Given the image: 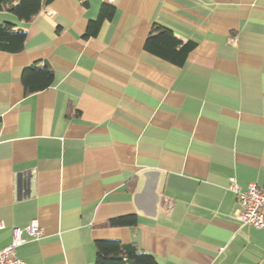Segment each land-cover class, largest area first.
<instances>
[{
    "label": "crops",
    "instance_id": "1",
    "mask_svg": "<svg viewBox=\"0 0 264 264\" xmlns=\"http://www.w3.org/2000/svg\"><path fill=\"white\" fill-rule=\"evenodd\" d=\"M0 19L27 31L0 51V248L37 218L28 264H95L106 238L160 264H264L231 189L264 188V0H53ZM155 22L197 41L183 66L145 49ZM45 64L54 83L27 94L25 68Z\"/></svg>",
    "mask_w": 264,
    "mask_h": 264
},
{
    "label": "trees",
    "instance_id": "2",
    "mask_svg": "<svg viewBox=\"0 0 264 264\" xmlns=\"http://www.w3.org/2000/svg\"><path fill=\"white\" fill-rule=\"evenodd\" d=\"M53 0H0V12L15 15L19 20H33L43 8ZM115 8L109 2H103L99 16L91 19L85 37L97 34L105 19H111ZM27 31L11 20L0 22V51L17 53L24 49ZM197 41L182 39L174 30L166 25L155 22L145 42V49L172 64L183 66L190 52L196 47ZM23 84L27 94L44 90L55 81V72L47 64L42 67L28 66L23 72ZM69 106L67 115H72ZM132 224L134 217L127 219L115 218L108 224ZM97 258L95 264H160L156 257L141 248L135 242H123L115 238L96 240Z\"/></svg>",
    "mask_w": 264,
    "mask_h": 264
},
{
    "label": "built area",
    "instance_id": "3",
    "mask_svg": "<svg viewBox=\"0 0 264 264\" xmlns=\"http://www.w3.org/2000/svg\"><path fill=\"white\" fill-rule=\"evenodd\" d=\"M231 189L236 193L239 202L235 211L236 218L244 224L264 229V188L251 183L248 188L242 189L235 179L231 178ZM25 232L38 239L43 233L39 219H32L26 227L13 229L12 241L0 248V264H28L17 255V248L27 241Z\"/></svg>",
    "mask_w": 264,
    "mask_h": 264
},
{
    "label": "rangeland",
    "instance_id": "4",
    "mask_svg": "<svg viewBox=\"0 0 264 264\" xmlns=\"http://www.w3.org/2000/svg\"><path fill=\"white\" fill-rule=\"evenodd\" d=\"M5 20H10V19H0V22H1V21H5Z\"/></svg>",
    "mask_w": 264,
    "mask_h": 264
}]
</instances>
